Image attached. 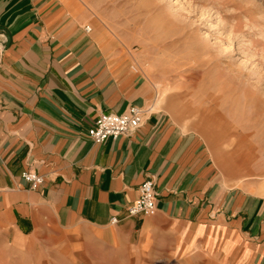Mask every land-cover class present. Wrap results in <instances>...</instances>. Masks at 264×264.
<instances>
[{"label":"crops","instance_id":"0c3cea01","mask_svg":"<svg viewBox=\"0 0 264 264\" xmlns=\"http://www.w3.org/2000/svg\"><path fill=\"white\" fill-rule=\"evenodd\" d=\"M86 26L75 0H0V235L148 257L237 248L232 263L264 264V180L229 186L198 133L156 107L154 85ZM133 105L137 130L89 137L98 116ZM28 169L44 176L36 189ZM148 177L156 210L128 216Z\"/></svg>","mask_w":264,"mask_h":264},{"label":"rangeland","instance_id":"374dc122","mask_svg":"<svg viewBox=\"0 0 264 264\" xmlns=\"http://www.w3.org/2000/svg\"><path fill=\"white\" fill-rule=\"evenodd\" d=\"M75 1L90 33L109 34L116 56L154 85L156 107L198 133L229 186L264 180V0ZM236 251L225 264H239ZM228 257L203 246L186 256L76 252L0 235V264H224Z\"/></svg>","mask_w":264,"mask_h":264},{"label":"built area","instance_id":"2783aa9c","mask_svg":"<svg viewBox=\"0 0 264 264\" xmlns=\"http://www.w3.org/2000/svg\"><path fill=\"white\" fill-rule=\"evenodd\" d=\"M89 31L90 27H86ZM143 119V111L138 106H131L123 114L105 113L98 116L88 130L89 137L95 143H102L108 139H117L122 135L130 134L137 130ZM21 178L36 189L44 182V176L33 169L24 170ZM140 195L127 208L128 216L152 214L156 210L157 190L154 178L148 177L140 185ZM119 219L113 217L111 223H117Z\"/></svg>","mask_w":264,"mask_h":264},{"label":"water","instance_id":"95a60500","mask_svg":"<svg viewBox=\"0 0 264 264\" xmlns=\"http://www.w3.org/2000/svg\"><path fill=\"white\" fill-rule=\"evenodd\" d=\"M1 29H2V28H0V30H1ZM4 31H5V34H6V43L9 44L10 41H11V36H10V34H9L8 31H6V30H4Z\"/></svg>","mask_w":264,"mask_h":264}]
</instances>
